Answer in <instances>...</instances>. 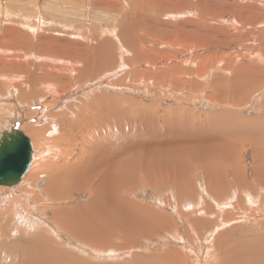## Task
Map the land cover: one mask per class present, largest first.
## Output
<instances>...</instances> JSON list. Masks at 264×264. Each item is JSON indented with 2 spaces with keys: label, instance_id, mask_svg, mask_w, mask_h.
Returning a JSON list of instances; mask_svg holds the SVG:
<instances>
[{
  "label": "bare ground",
  "instance_id": "6f19581e",
  "mask_svg": "<svg viewBox=\"0 0 264 264\" xmlns=\"http://www.w3.org/2000/svg\"><path fill=\"white\" fill-rule=\"evenodd\" d=\"M65 1L71 2V0ZM74 1L78 2L79 0H73L75 4ZM115 1L101 0L99 2L92 0L91 6L93 9L120 14L122 20L129 18L128 22L132 24L130 29L134 32L135 40L136 34H141V37L138 36L139 40H132L137 42V49H134L136 47L130 44L125 46L129 50L128 53H131L128 57L118 60V55L121 52L116 55L117 51L113 50L115 49L114 42L107 39L98 42L97 37H92L88 39L89 42L83 43L65 35L52 38L48 34L49 40L45 45L39 46L35 51L29 53L68 60L77 66L73 71H66L67 67H60L61 72H51L48 70L49 65L45 62L35 64L24 59L27 52L13 47L16 40L3 46L5 50H9L10 54L2 55L0 64L20 63L24 67L17 69L20 76L12 79L11 84H15L13 87L9 86L8 93L6 92L7 94L1 97L2 103L11 102L14 97L23 107L30 102L28 107L22 109L23 114L17 112L13 116L6 117L4 128H10L13 123L24 126L23 122L27 119L25 113L31 111V113H35L30 119L34 125H26L23 128L21 126L19 130L21 128L26 130L36 136L38 140L42 138V133L35 126L40 125L41 127V124L46 123L48 134L58 131V135L50 141L51 145L47 142L51 146L50 152L47 154L49 157L45 158L44 161L42 160L40 166L33 171L30 170L32 174L28 173L29 175L27 174L22 180V184L9 189L0 188V205L8 204L14 195L20 194L19 198L15 199L19 205L9 204L8 207L11 210L5 209L0 218L6 221L5 224H0L3 230H0V264H89V261H92L91 256L88 260L87 257L82 260L77 255L72 254L71 251L69 252L70 245L76 250L79 248L89 250L95 254L94 258L103 256L107 259H112L117 256L119 250L122 249L121 251H123V248H126L131 250V254H129L131 257L125 262L126 264H192L189 258L190 253L193 254L197 263H201L208 259L205 258L207 255L206 248H202V245L208 246L210 236L207 239L204 235L200 237L197 242L201 246L193 248L189 243L190 233L195 236L200 228L207 225L208 218H219L218 214L213 211L210 212L212 207L217 209L218 213L236 210L239 212V216H242L241 199L243 198L238 197V186L240 184L245 185V182L236 168L237 146H249L252 150L254 166L251 177L258 185V192L260 193L254 197L255 188L247 185L250 192L246 194L249 195L247 198L250 200H246L245 203L250 207L251 212H254L252 217H259L260 214L264 216V116L251 120L245 119V116L242 117L238 112L240 109L245 110L241 100L245 96L251 95L257 87L264 85V71L250 67L252 62L248 66L241 65V63L237 66L238 63L234 62V57H219L221 63H228L232 67L236 65L237 68H234L235 71L231 70L229 78H223V81L217 79L211 81L210 88L217 90L216 95L212 98L220 108L214 115L205 119L187 108H179V106L178 108L162 109L156 101L137 102L134 99L120 98L111 93L101 94L95 89L96 87L91 88L95 90L89 92L87 99L75 98L78 95L83 96L81 91L86 86V82L93 84L104 73L115 71L114 63L117 60L120 63L117 69L122 67L130 70L128 69L129 71L125 72L124 75L121 74L122 77L116 78L112 83L109 80L110 83L104 85L105 88L128 89L129 87H126L129 86L128 81L133 80L139 74H144L145 84L155 80L156 85L158 83L165 85L166 89L169 84L172 85L173 89L178 87L176 75L181 71L180 66L168 65V67L166 65L165 68L153 69L150 72L141 71L144 70L145 66L151 67L155 64L160 66L157 57L164 50L149 51L150 54H146L145 45L147 41L148 43L153 42L154 37L162 38L165 37V34H154L152 26L147 28L148 33H144L140 30V26H137L141 20V15L119 12L114 4ZM127 1L131 2V0ZM182 1L184 3V0H136L135 5L138 6L140 2L142 7L151 10L155 14L154 18L150 17V19H153L154 23L161 29H167L170 24L175 25V19L172 17L180 13L181 4L179 5V3ZM206 1L203 0L201 6L199 5L200 2H197V5L193 4L192 8L196 11L199 10L198 13L193 10L197 17L194 15L192 18H186L183 21L184 28L181 31L189 38L183 40V36H179L180 40L174 38L173 44L179 42L181 47H188L189 49L213 46L210 42L219 34V31L215 30L216 23H213L218 21V16L224 12L220 13L218 9L209 8L210 5ZM247 1L248 3H245V0H241L242 3L238 2L235 5L236 9L239 10L232 11L237 20L242 23V26L235 32L238 36L242 32L245 33V36H255L256 46H253L255 49L257 46L259 47L260 38L258 35H264V7L258 5L262 0ZM165 2L172 4L171 11L167 13H165L166 9L163 4ZM121 3L124 5L123 0ZM240 6L246 8L244 13L240 11ZM251 11L253 13H250V16L248 14ZM51 16L53 15L51 14ZM148 18L144 17L145 21H148ZM161 18L168 19V22H163ZM16 19H19L18 15ZM120 21L119 19V24L123 22ZM150 22L152 21L150 20ZM154 23L152 22L153 25ZM257 24L261 27L257 30L259 34L254 33V26ZM68 26L70 27V24ZM75 31L72 32L75 33ZM121 32H119V37L122 38ZM129 38L133 37L130 36ZM123 41L126 42V40ZM135 43L131 42V44ZM213 43L215 44V42ZM165 48L168 49V47ZM124 50L126 51V49ZM261 50L263 52L260 53ZM261 50L254 54L259 58L258 61L264 64V47H261ZM170 51L169 55L172 57L176 52ZM164 53L162 57L166 56ZM216 60L217 58L213 64L220 66L221 63H217ZM200 64L201 62L198 71L203 67ZM142 66L144 67L138 68ZM73 67L75 66L73 65ZM13 69L12 66H5L1 72L13 74ZM220 69L224 70L225 68L221 66ZM192 74L193 72L184 70L183 75H190L191 77ZM0 81L2 82L3 79ZM7 81L10 82L9 79ZM5 82L3 84H7ZM242 82L245 84L247 82L248 87H241ZM261 82H263L262 86ZM25 85H27L26 88H24ZM187 86L189 85L187 84ZM161 88L158 89L161 90ZM178 93L176 94L180 96ZM172 94L174 92L169 95ZM47 95L51 97V101L49 97L45 98ZM71 98L75 99L68 102ZM167 98L171 99L166 97V100H168ZM44 100L49 102L48 105H45V107L48 106L49 112L60 108L59 113L46 112L47 109L45 110L41 105ZM178 101L181 100L178 99ZM66 102L67 104L63 105ZM14 106V108L12 107L13 110L11 109L12 113L21 109L17 105ZM0 109H3L1 105ZM48 118L57 122L52 121L50 123L45 120ZM213 156H216V159L220 157L223 159V169L220 164L218 170H223V179L217 177L216 172L218 171L213 172L211 170L213 168L209 169L210 164H206L208 159ZM213 160V162L216 161ZM224 165L233 166L234 171L227 170L224 172L226 170ZM192 166L198 168L199 171L197 173L192 172ZM211 166L213 167V165ZM197 174H201L202 178L195 183L192 176ZM42 177L43 179H41ZM32 179L34 180L33 188L29 189L26 186ZM41 180L44 181L43 185H40ZM138 182L152 189L155 195L158 192L172 191L174 194L171 197L174 198L172 204L170 202L169 205L173 216L169 217L162 212H156L149 205L135 202L133 199L135 190L141 188L137 185ZM197 187L198 192L196 191ZM227 187H232L237 194L236 203L231 204L230 209L225 206V201L218 203L211 195V193L215 196L220 195ZM197 193L199 196H196ZM170 198H168V202L171 201ZM155 200L161 204L160 206H167L165 198L157 197ZM182 200L185 202L182 203ZM216 204L224 205L220 207L217 205V207ZM192 213H198L201 218L191 219ZM173 218H176L177 222L175 220L173 223ZM219 223L221 225L217 228L229 224V222L223 223L222 220ZM179 229H182L183 233ZM157 233H163V236H154ZM162 238L168 239L172 244L183 246L181 248L187 253L176 251L174 260H166L162 257L150 258L148 253L142 257L138 256L136 245L139 240L147 243V241L151 242L155 239V242H160ZM262 249H264L263 237L258 239L252 249H247V253L257 259V264H264V250Z\"/></svg>",
  "mask_w": 264,
  "mask_h": 264
},
{
  "label": "rangeland",
  "instance_id": "374dc122",
  "mask_svg": "<svg viewBox=\"0 0 264 264\" xmlns=\"http://www.w3.org/2000/svg\"><path fill=\"white\" fill-rule=\"evenodd\" d=\"M91 1L92 0H79L78 2L74 1L75 2V4H74L73 0H71L70 3L66 2L65 0H0V48H1L0 49V57H3L5 55L10 54L9 50L8 51L5 50L3 46H6L7 43H10V42L16 40V41H14L16 43L13 47L17 50L18 49H22L23 51L26 50L27 54L25 55L24 59L30 60L35 64H40L42 62H45L47 65H49L48 70L51 72H56V71L61 72L60 67H67L66 71H71V70L73 71V69L76 68L77 66H76V64L69 62L68 60H61V59L56 58V57L35 55V54L29 53L31 51H35L37 49V47H39V46H44L45 43L47 42V40H49L48 34H50V36L52 38H58V36L62 37V35H65V36L76 39V40L83 42V43L89 42L88 39H91L92 37H97L99 40L98 42H101L102 39H107V40L114 42L115 49H113V50L117 51L116 55H117V53L121 52V54L118 55V60H120L121 58L130 56L131 53H128L129 50H127V48L125 46L127 44L128 45L130 44L133 47L134 46L136 47L134 49H137L138 45L136 44L137 42L135 43V41L137 39L139 40V37H141L140 36L141 34L140 35L136 34L137 37L135 40L134 39V32L130 29V25H132V24H130L128 22L129 18L127 20L126 19L122 20L121 19L122 15L116 14L115 12H107V11H104L101 9H93L91 6ZM97 1L100 2L101 0H97ZM121 1L122 0H116L114 3L116 5V9L119 12H121V13L126 12V13H133V14L136 13V14L141 15V20L139 22L140 24L139 23L137 24V26H140V28H141L140 30H142L144 33H148L147 28L149 29V27L152 26L151 28H152L154 34H157V35H159L161 33L165 34V37H162V38H156L153 36L154 41L150 42V43H148V41H147V44L145 45L146 54L147 53L150 54V52L154 51V50L168 51L165 53L163 51L162 53L158 54L157 61L159 62L158 65H160V66H157L155 64L154 66H151V67L150 66H148V67L142 66V67H138V68L141 69L144 67V70H141V71H149L150 72L153 69L165 68L168 65L180 66L181 71H179L176 75V78H178L177 79L178 80V83H177L178 87L176 89H173L172 85L169 84L170 86L167 85V89H166L165 85H161L159 83L156 85L155 80L148 81L147 84H149V85H147L144 82L145 81L144 74H139V76H136V78H134L133 80L128 81L129 86H126V87H129L128 89L127 88H118L117 89V87L113 88V89L105 88L104 85H107L110 82L112 83L113 80H115L116 78L119 79L120 77H122L121 74L124 75L125 72H128L130 70L129 68L125 69L122 67H120V69H117L119 67L118 65L120 64V63H118L119 61L117 60L118 62L116 61V63H114V65H115L114 69L116 68L115 71L104 73L105 76L104 75L99 76L95 80L96 82L94 81L93 84L86 82L87 83L86 86L81 91L83 96L81 97L78 95L75 97L76 99H83V98L87 99L89 92H91V90L93 91V90L97 89V91H99V93H101V94L111 93V94H115V96L120 97V98H126L127 97L130 99H134V101H137V102L143 101L145 103H149L152 101H156L159 103V105L162 109H172V108H178L180 106L179 108L190 109L205 119L206 117H211L212 115H214L216 113V111L220 108V106L217 105L215 103V101H213V98H212L216 95L215 92L217 91L216 89L210 88V86H209V85H211L212 80L217 79L219 81H223V78H226V77L229 78L231 70L233 69V71H235L234 68L235 67L237 68V66L240 65L239 63H241V65L248 66V65H250V62H252V65L250 67L264 71V64L262 62H259L258 61L259 58L257 56H255V54H254L255 52L261 50V47H264L263 46L264 45V35L263 34H261V36L258 35L260 38L259 42H258L259 47L257 46L254 49L253 46H256L255 45V40H256L255 36H253V35L245 36L244 32L240 33V35L238 36L235 32L236 30H238L240 28V26H242V23H241V21L237 20L235 13H233L232 11L239 10V9H236L235 5L238 2H240L241 0L240 1L239 0H207L206 1L210 5L209 8L218 9L220 13H223V12L224 13L219 15L218 21L213 23V24L216 23L215 24V27H216L215 30L219 31V34H217L213 38L214 40H212L210 42L211 45H213V46L209 45V47H207V48L205 47V48H198V49H195V48L189 49L188 47L187 48L181 47V44H179V42H177L176 44H173V40H174V38H177L178 40H180L179 36H183V40H186V38H189L186 36L185 33H182V31H181V29L184 28L183 21L186 18L189 19V18H192V16L196 15L193 12V10L196 11L194 8H192L193 4L197 5L200 2L199 5L201 6V4H203V0H199V1L198 0H195V1L194 0H188V2H186L187 0H184V3H183V1H182V3H179V5L181 4L179 9L182 12L180 11V13H178L177 15H174L172 17V19L173 18L175 19L176 23H175V25L170 24L167 29H165V28L161 29L158 25H156L154 23V20L150 19V17L154 18L155 13H153L151 10H150L151 11V13H150V11L148 9H146V7H142L140 5V2H139V5L137 6V5H135L136 0H131V2H129L127 0H123L124 5H122ZM191 1H193V2H191ZM242 1H244V0H242ZM251 1L254 2V1H261V0H250L249 2H251ZM87 3H89V4H87ZM240 3H242V2H240ZM245 3H248V1L245 0ZM163 4H164L165 9H166L165 13L171 11L172 4H170L168 2H165ZM258 5L264 7V0H262L260 3H258ZM242 8L243 7L240 6L241 12L246 10L245 7L243 9ZM11 9L13 12L11 11ZM198 12H199V10L196 11V13H198ZM250 13H253V11L249 12V14H248L251 16ZM20 14H22V15H20ZM51 14L53 16H51ZM6 15H7V17H6ZM17 15H18L19 19H16ZM143 15H144V17H149L148 21H145ZM4 17H6V18H4ZM196 17H197V15H196ZM8 18H9V20H7ZM220 18H221V20H220ZM12 19H14V20H12ZM119 19L121 21H123L122 22L123 24L120 23L122 25L119 24V22H118ZM176 19H177V21H176ZM230 19H232V20H230ZM150 20L154 23V25L152 24V22H150ZM161 20L163 22H168V19L165 20L164 18H161ZM68 24H70V27L68 26ZM258 25L259 24L254 26V31H255L254 33L255 34H259V33H257V30L261 29L260 25L259 26ZM120 26H121V28H120ZM220 29H221V31H220ZM72 31L73 32L75 31V33H73ZM120 31H122L121 34L123 36L120 34L122 36V38L119 37ZM124 33H126V34H124ZM128 33H130V34L128 35ZM193 35H195V34H193ZM117 36H118V38H116ZM130 36L133 38H129ZM164 38H166L167 40H165ZM170 38H171V40H170ZM208 39H210V38H208ZM123 40H126V42L124 43ZM128 40L131 41L132 43H135L136 45L131 44V42H129ZM132 40H135V41H132ZM146 40H148V39L146 38ZM213 42H215V44ZM252 42H253V44H251ZM160 43H161V45H160ZM171 46H173V48H171ZM165 47H168V49H166ZM124 49H126V51ZM2 51H4L5 53ZM169 51L170 52H176V53L174 55H172V57H170ZM261 52H263V50H261L260 53ZM155 53L157 54L156 51H155ZM163 53L167 57L166 56L162 57ZM124 54L127 56H125ZM219 57H221V58L222 57H230V58L234 57V62L238 63V64H237V66L234 65L235 67H232L228 63H225V62L221 63V60L219 59ZM215 58H217V60H216L217 63H221L220 66H216L213 64V62L215 61ZM177 59H178V61H176ZM199 59H202V60L200 61ZM53 60H55V61H53ZM200 62L203 65V67L200 71H198ZM178 64H180V65H178ZM73 65L75 67H73ZM161 65L164 67H162ZM5 66H12L14 68L13 74H5V73L3 74V72H1V71L3 70V67H5ZM221 66H224L225 69L221 70L220 69ZM228 66H230V67H228ZM20 67L23 68L24 66L20 63L19 64H13V63L0 64V80L3 79L2 82L0 81V105L3 108V109H0V133H2V130L5 129L4 128V126H5L4 120L6 119V117H10L11 115L13 116L17 112L23 114L22 109L26 106L28 107V105L30 103V102L26 103L25 106L23 107L22 104L15 97H14V99H12L11 102H3L2 103L1 97H4L8 93L9 86L13 87V85L15 84V83L11 84L13 82L12 79L14 77L17 78L18 76H20V74L17 73V69ZM193 67H194V69H192ZM209 68H211V69H209ZM227 68H229L230 70ZM184 70L186 72H191V73L193 72L192 76L190 77V75H183ZM206 70H207V72H206ZM118 71H120V72H118ZM210 72H212V73H210ZM111 73H112V75H111ZM204 74H205V76H204ZM193 75H194V77H193ZM3 76H6V77H3ZM188 76H189V78H188ZM206 77H208V78H206ZM7 78L10 80V82L7 81L8 80ZM180 79H182L183 81H181ZM109 80H110V82H109ZM184 80H185V82H184ZM106 81H107V83H106ZM4 82L7 84H3ZM98 83H99V85H98ZM262 83L263 82H261V86H262ZM187 84L189 86H187ZM155 85H156V87H155ZM204 86H205V88H203ZM240 86L243 88L248 87V83L246 82V84H245L242 82L240 84ZM26 87H27V85H25L24 88H26ZM92 87H94V88L96 87V88L91 89ZM157 87L158 88L162 87L163 89L161 88V90H160ZM200 87L202 88V90ZM103 88H105V89H103ZM161 91L163 92V94H161L162 93ZM186 91L189 93H187ZM210 91H212V92H210ZM173 92H174V94H172L173 96L169 95ZM177 92H179L178 94L180 96H178L176 94ZM202 93H204V94H202ZM181 95L182 96L185 95V96L182 97ZM210 96H211V98H209ZM48 97L50 98V101H51V97L49 95H47V97H45V98H48ZM166 97H170L171 99L167 98L168 100H166ZM181 97H182V99L183 98L184 99L182 100ZM254 97H256V98H254ZM75 98H71V99H69V101L68 100L67 101L72 102L73 99H75ZM188 98H190V99H188ZM178 99L181 101H178ZM204 99H206V100H204ZM33 101H38V100H33ZM174 102H178V103H174ZM242 102L244 105L243 108L245 110L240 109V110H238V112L241 114L242 117L245 116V119L247 118V119L255 120V119L261 118V116H264V112H263L264 111V85L262 87H259V88L257 87L251 95L245 96L241 100V103ZM48 104H49V102L46 100L42 101V104H41L45 110L47 109L46 112H49L48 108H47L48 106L45 107V105H48ZM65 104H67V102L64 103L63 105H65ZM14 105L19 106L21 109H18L14 113H12L13 111H11V109H12V107L13 108L15 107ZM170 105H171V107H170ZM252 106L254 108H257V109H254ZM122 108H124V107H122ZM255 110H256V112H254ZM54 111H55V113H54ZM59 111H60V108H58L56 110H51L49 113L56 114V113H59ZM28 113L30 115L33 114V113H31V111H28L25 113V116L27 119L23 122L24 126H22L21 124H18L19 129L21 126L23 128L26 125H34V124H32L30 119H32L31 117H33L35 115V113L32 116H30ZM4 114H6V115H4ZM50 119H52V118H48L45 120L52 123L53 120H50ZM53 122H57V121H53ZM58 125H59V123H58ZM39 127H40V125L35 126V128L42 133V138H40L38 140L36 139V136H34L31 133H28L26 130L21 128L23 133L29 138L32 149L34 148L33 149L34 157H32L29 170L22 177L20 184H22V180L25 179L27 174L31 173L30 170L33 171L36 167L40 166L42 160L44 161L45 158L49 157L47 154L50 152V148H51V146H50L51 142L50 141L55 139L58 135V131L57 132H51V134H48V132L46 130L48 125L46 123L41 124V127L40 128ZM8 129H9V127H7L5 130H8ZM50 137H52V138L49 140ZM42 140H44V141H42ZM47 142L50 143V145ZM236 153H237V155H236V161H237L236 168L238 169L241 178L245 182V185L240 184L238 186V190H239L238 197L241 196L243 198V199H241V201H242V203H241L242 216H239V212L236 210H234L233 212L229 211L227 213H218L217 209L212 207V210L210 212L213 211L215 214H218L219 218L218 217L208 218L207 225L203 228H200V231H198L195 236L190 233L191 239L189 241L190 245L193 248H196V247L201 246L197 242L200 240L199 239L200 237H202L204 235V237L207 239V237L210 236V238H209L210 240L208 239V244H207L208 246L202 245V248H206L205 250L207 251L208 256L205 255V258H208V259L202 261L201 263H197L193 257V254L190 253L189 258H190V261L192 262V264H257V262H256L257 259H254V257L250 256L247 253V249L248 248L252 249L254 247V244L258 241L259 238L263 237V239H264V216L262 214H260L259 217L258 216H256L255 218L252 217L251 215L254 212H251L250 207L245 203L246 200H250L249 198H247V197H249V195L246 194L247 192H250L247 185L255 188L256 194L253 195L254 197H256V195L260 194L258 192V185L253 181V179L251 177L252 169L254 166V156H253L251 148H249V146H245V145L237 146ZM216 156L211 157L206 162L207 165L210 164L209 165L210 167L208 166L209 169L213 168V169H211L213 172H216L220 169V164H221V167L223 169L222 157H220L219 159H216L217 157H219V156H217V157ZM40 157H43V158H40ZM213 159H215L217 162L216 161H215L216 163L213 162L214 161ZM209 161H210V163H209ZM211 165H213V167ZM224 167L226 169V170H224V172H227V170L228 171H234L233 166L224 165ZM222 169L220 171L216 172L217 177H220L221 179H223V170ZM191 170L194 173H197L199 171L198 168H196L195 166H192ZM192 178L195 180L194 182L196 183L197 180L202 178V175L201 174L193 175ZM41 179H43V177ZM33 181L34 180L32 179L31 182H29V184L26 187H28L29 189H32L33 188ZM43 183H44V181L41 180L40 185H43ZM137 185L141 188L135 190V194H134L135 196L133 198L135 202H140L142 204L149 205L150 208H152L156 212H162L163 214H166L169 217L173 216V212L170 209V205H169L170 202L172 204L173 198H174V197H171L174 194L172 191H168L167 193L158 192L157 195H155L152 192V189H149L148 186L147 187L143 186V183L138 182ZM14 187H0V188L9 189V188H14ZM144 187H145V189H143ZM196 191L197 192L199 191L198 187H197ZM234 191L235 190H233L232 187H227L222 191V193L220 195L215 196L212 193H211V195L218 203L225 201L224 202L225 206H227L230 209L231 204H235L236 203L235 201L237 200V194ZM19 196H20V194H18V195L16 194L13 196L14 198H11L9 200L8 204L0 205V218L3 214V211H5V209H7V208L9 209V207H8L9 204L15 203V204L19 205V203H17L15 201V199L19 198ZM196 196H199V193H197ZM155 197L156 198L159 197L160 199L165 198L166 199L165 203L167 206H164V207H167V208L160 206L161 204L157 200H155L156 199ZM168 198H170L171 201L168 202ZM183 202H185V200H182V203ZM193 203H196V201H193ZM217 205L218 204H216V206ZM222 205H224V204H222ZM222 205H218V206L220 207ZM213 206H214V203H213ZM158 207H162V208H158ZM233 207H234V205H233ZM9 210H11V209H9ZM35 215H36V213H35ZM190 218L194 219V218H201V217L198 215V213H192L190 215ZM234 219H235V221H234ZM175 220H176V218H173L172 222L173 221L175 222ZM220 220H222L223 223L229 222V224L226 226L217 228V226L221 225L219 223ZM176 222H177V220H176ZM5 223H6V221L4 219H0V224H5ZM0 230H2L1 225H0ZM179 231L181 233H183L182 229H179ZM206 233H207V235H206ZM217 234H219V235L216 236ZM154 236H158V237L161 236L162 237L163 233H160V234L157 233ZM161 240H160V242H155V239H154L151 242L147 241V243H146V241L142 242V240H139L137 242V245H136L138 247V248L136 247V249L138 250L137 251L138 256L142 257L148 253L150 258L162 257L166 260H174V258H175L174 253L176 251H182V252L187 253L186 250L181 248L183 246L172 244V242H170L166 238H162ZM220 246H221V248L219 249ZM69 247H70L69 252L71 251L72 254L77 255L82 260L84 259V257H87V260H88V259H90L89 257L91 256V258H93V259H92V261L91 260L89 261V264H126L125 262L128 261L129 260L128 258L131 257L129 255V254H131V250H128L126 248H123V251H121L122 249L119 250L120 252L116 254L117 256L113 257L112 259L111 258L107 259L103 256H100L99 258L96 257L97 258L96 259V258H94L95 254L91 253L89 250L86 251V250H82L80 248L76 250V249L72 248V245H70ZM216 249H219V250H216ZM262 250H264V249H262ZM127 251H129L130 253ZM96 260H97V262H96Z\"/></svg>",
  "mask_w": 264,
  "mask_h": 264
},
{
  "label": "water",
  "instance_id": "95a60500",
  "mask_svg": "<svg viewBox=\"0 0 264 264\" xmlns=\"http://www.w3.org/2000/svg\"><path fill=\"white\" fill-rule=\"evenodd\" d=\"M32 154L30 140L17 123L0 133V187L20 184L29 170Z\"/></svg>",
  "mask_w": 264,
  "mask_h": 264
}]
</instances>
